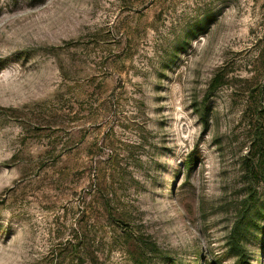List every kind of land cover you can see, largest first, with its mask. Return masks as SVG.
Masks as SVG:
<instances>
[{"label":"rangeland","instance_id":"1","mask_svg":"<svg viewBox=\"0 0 264 264\" xmlns=\"http://www.w3.org/2000/svg\"><path fill=\"white\" fill-rule=\"evenodd\" d=\"M263 3L0 0V264H135L138 237L147 264H237L239 219L264 264L257 123L228 86L205 98L224 63L245 76Z\"/></svg>","mask_w":264,"mask_h":264},{"label":"trees","instance_id":"2","mask_svg":"<svg viewBox=\"0 0 264 264\" xmlns=\"http://www.w3.org/2000/svg\"><path fill=\"white\" fill-rule=\"evenodd\" d=\"M154 1V0H152ZM262 11H264V3L260 7ZM215 18L214 13L207 12L200 19L195 21L194 23L187 25L186 32L183 35V43L193 40L195 37L199 35L205 34L206 29L211 24L212 20ZM249 35L251 37V44L249 48V54L246 57L245 63V76L242 75H231L233 64L224 63L222 66L216 69L213 73V76L208 82L206 89V100L207 98L214 95L216 91H218L223 86H228L235 91L237 95L243 97L247 105V112H252L254 115V120L257 123L256 127V140L257 143L260 144L261 153H258L257 159L260 163H264V107L263 104H259V99L264 98V21H261L256 24L255 28H251L249 30ZM184 51L182 45H177L174 49V55L180 54ZM231 70V71H230ZM205 105V104H203ZM258 105V106H257ZM253 109L252 111L249 109ZM206 108H204L202 115L204 116L206 113ZM50 140V139H48ZM52 143H49V149L51 147L54 148ZM47 151L46 153H48ZM195 162L193 156H190L184 163V168L189 170ZM93 176V175H92ZM94 178V177H93ZM93 183L90 185V189H93V192L97 191L96 178H94ZM242 220L239 219V222L235 225L233 230L232 238V246L235 249L237 255L239 256V260L237 264H242L245 256L242 253V249L240 248V236H241V228H242ZM136 249L134 251L135 257L132 258L133 263L135 264H147V260L153 257L155 254V246L145 241L144 239L138 237L135 239ZM84 248H87V245H84ZM65 251L66 256L72 255V250L62 249ZM75 251H78L77 249ZM78 253V252H76ZM80 254H76L75 258L78 261H81L82 258L79 256ZM91 255H84L83 261H89L90 264H102L95 257H90Z\"/></svg>","mask_w":264,"mask_h":264}]
</instances>
